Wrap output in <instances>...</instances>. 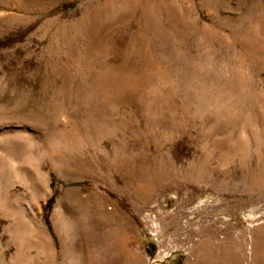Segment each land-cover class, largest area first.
Here are the masks:
<instances>
[{"label":"rangeland","instance_id":"obj_1","mask_svg":"<svg viewBox=\"0 0 264 264\" xmlns=\"http://www.w3.org/2000/svg\"><path fill=\"white\" fill-rule=\"evenodd\" d=\"M218 7L0 0V123L47 143L33 161L47 193L31 204L52 245L15 204V217L0 210L1 264L23 252L32 264H236L225 251L264 228V26ZM62 195L82 219L64 261L51 218ZM208 234L216 258L200 248Z\"/></svg>","mask_w":264,"mask_h":264},{"label":"bare ground","instance_id":"obj_2","mask_svg":"<svg viewBox=\"0 0 264 264\" xmlns=\"http://www.w3.org/2000/svg\"><path fill=\"white\" fill-rule=\"evenodd\" d=\"M212 1L217 4L219 3L220 7L224 8L223 10L234 11L235 15H231V16L226 15L231 19H235L238 22L250 21V23L252 25H255L257 29H261L264 26V0H212ZM256 9L259 11L258 14L253 13L254 11H256ZM17 124L19 123L17 122L0 123V210L3 212L5 217L6 216L15 217L18 213L16 214L14 212L12 214L11 212L12 207L15 204H22L25 202V205L22 204L23 206L21 207L23 213L28 214V212H32L33 216L31 218L36 219V221L34 220L35 221L34 227L31 228L32 235L35 240L41 242L40 248L46 254H50L52 251V245L47 240L48 237L44 229L45 228L44 224H42L43 222L38 221L36 214L34 212L33 204H31V203H36L34 202L36 200L44 198L47 193L48 185H47V175L45 171L42 170L41 167L36 166L37 168H35L33 166V163L35 161H38V163L41 164L44 162L43 160L45 158L44 157L45 155L42 152V150H44L47 143L45 140L40 141L37 140L36 138L35 139L37 141L31 140V138L28 136V132L31 133L28 127L23 125L20 126ZM51 146L53 147V145ZM49 154L50 156H48L49 158L48 157L47 158L49 160L50 165L52 166V168H57L60 160L58 159V157L55 156L51 157V155H54L55 153L54 154L49 153ZM14 165L16 167V171L14 170V172H12L11 166ZM66 200L67 198L64 195L58 197L51 215L55 231L58 235L59 251L61 252V255H64L63 261L68 257L67 255L68 249H71L70 247H68V245L66 246L67 244L66 239L69 230L70 229L76 230L82 227L81 218H76L75 220L71 221L72 220L71 212L73 211V209L70 208L71 206L68 205ZM26 227L23 226L22 229L25 231L27 229ZM250 231H249L250 242L248 243L247 242L248 240L246 241L245 238L243 245L241 246L242 247L241 251L238 254L234 253L233 251H230V249L225 251L226 253H224L230 255L231 259L236 264H264V228L253 231L250 230ZM214 235L208 234L205 239L203 238V241L201 243L202 246H200V248L201 250L204 251L203 252L204 255L206 254V252H211L213 250L210 255L211 257L216 258L221 254L220 252L214 250L216 249V247L217 249H219L220 247V246L219 247L215 246V243L218 242V240L217 237H215ZM109 242H110L109 239H105V244H107L108 247L110 246ZM125 244H126V239L122 240L123 248L125 247ZM73 246L74 248L72 251V256L74 255V253L76 254V250H75L76 247L75 245ZM229 247H231L230 244ZM245 248H247L248 250H245ZM17 250L19 254V252H21L20 247H18ZM201 255L202 254H200V256ZM200 256H197L198 260ZM22 257L24 264H32L34 262V256H32L31 254L26 255L23 252ZM221 258L223 260V257ZM224 261L225 260H223L222 263ZM101 262H105L106 264L108 263L120 264L119 262H117V260H115V257H111L110 260L103 259ZM195 263L196 264L199 263L197 262V259H195ZM7 264H13V261L9 260ZM190 264L192 263L190 262Z\"/></svg>","mask_w":264,"mask_h":264}]
</instances>
